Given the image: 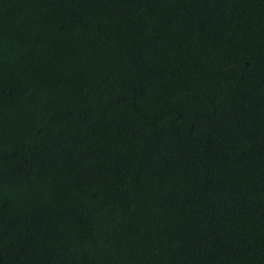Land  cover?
Returning a JSON list of instances; mask_svg holds the SVG:
<instances>
[{"label": "trees", "instance_id": "trees-1", "mask_svg": "<svg viewBox=\"0 0 264 264\" xmlns=\"http://www.w3.org/2000/svg\"><path fill=\"white\" fill-rule=\"evenodd\" d=\"M0 264H264V0H0Z\"/></svg>", "mask_w": 264, "mask_h": 264}]
</instances>
